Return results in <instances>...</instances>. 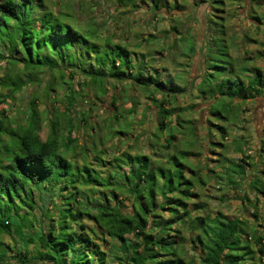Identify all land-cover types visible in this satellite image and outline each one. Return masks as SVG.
<instances>
[{"label":"trees","instance_id":"16d2710c","mask_svg":"<svg viewBox=\"0 0 264 264\" xmlns=\"http://www.w3.org/2000/svg\"><path fill=\"white\" fill-rule=\"evenodd\" d=\"M114 1L119 9L135 6L137 0ZM201 1L210 10L199 47L177 21L171 26L175 37L170 47L137 51L127 40L103 38L94 16L81 22L67 11L53 10L46 0H0V86L6 88L1 98L14 99L25 86L44 83V98L51 99L40 109L42 97L36 91L25 122L14 126L7 124V111H1L0 264H264L256 202L251 219L213 213L207 202L194 198L210 177L233 185L248 180L255 196L264 194V177L246 167L255 164L242 147L244 134L235 133L241 127L242 103L263 96L264 72L249 56L239 61L233 54L237 34L225 23L231 15L212 17L210 0ZM151 2L155 17L174 12L167 7L170 0ZM257 4L264 6V1ZM222 5L218 10L224 13ZM249 14L263 22L264 14ZM179 43L184 55L199 52L202 58L200 74L188 83L165 66V50L169 54ZM76 77L82 91L75 88ZM110 78L126 81L150 100L141 121L152 116L145 129L148 149L101 157L99 145L111 134L122 139L132 133L138 96L129 93L130 108H106L108 116L97 124L90 123L91 115L81 116L93 135L91 146H81L84 160L79 163L69 155L78 146L76 128L64 135L63 122L78 99L85 100L83 92L90 89L95 99L107 95ZM192 89L200 103H209L204 118L201 113L197 120L188 114L196 111V103L178 102ZM109 97L114 104L120 99L115 92ZM44 122L45 139L40 135ZM200 128L207 132L201 135ZM229 142L241 152L239 161L221 153L216 158L221 168L208 167L207 146L216 151ZM89 150L95 154L91 160ZM95 161H108L109 173H100ZM241 198L251 196L246 191Z\"/></svg>","mask_w":264,"mask_h":264},{"label":"rangeland","instance_id":"374dc122","mask_svg":"<svg viewBox=\"0 0 264 264\" xmlns=\"http://www.w3.org/2000/svg\"><path fill=\"white\" fill-rule=\"evenodd\" d=\"M151 1L137 0L135 6L129 5L127 7L116 9L115 7H117V4L114 0H46L53 10L62 9L63 11H67L78 21L82 22L89 17L94 16L103 38L111 37L116 41L127 40L129 47L137 51H144L148 48L149 50L158 49L160 44L170 47L175 37V31H173L174 29H171V26L176 24L177 21L179 28L184 26L189 29V33H191L193 40L197 41L198 47L201 45L206 31V13L210 10L208 9L209 7H207L206 2H202L201 0H170L171 2L167 7L170 12L174 11L171 17H168V11L167 13H161V15L155 17V9L153 8ZM176 1L180 5L177 9ZM263 1L264 0L242 1L244 2L245 7H242V2L237 3V1L234 0H225L223 5L218 2V0H210V4L213 7L212 17L214 15L218 16L219 14H222L223 16L231 15L230 18H225V23L229 26L228 29L231 33L233 32L237 34L236 39L234 40V46L232 47L233 54L239 61H242L249 56V62L257 63L262 67L264 72V17L262 18L263 22H258L249 14L250 11L252 14H264V6L257 4L258 2ZM195 2H199V4L196 6ZM210 4L208 2V6ZM220 5L224 8V13L219 12L218 8H221ZM258 25H260V27H258ZM167 29L172 32L165 34L164 30ZM151 34L160 37V41L155 40V37ZM171 34H173L172 37H170ZM245 36H248V38L251 37V39L247 40L245 39ZM183 50L184 44L182 43H179L174 49H172L173 52H170L169 54H167L169 51V48H167L165 50L166 57L164 58L165 66L174 77L177 78L178 74H181L183 78L182 83H188L191 78L195 79L200 74L202 70V58L200 57L199 52L186 56L183 54ZM157 56L160 57V53H157ZM155 62L158 64L157 66H161L159 64L161 61L156 60ZM2 75L3 69L0 68V76ZM79 78L81 80L83 76H80ZM79 78H75L76 83ZM45 80H47V78H45ZM110 81L109 92L107 95H104L99 99L94 98L95 93L90 89L87 90L88 92H83L86 97L85 100L82 99L83 102H81L82 100L79 98V104H77V107L72 112L71 117H67L65 122H63L62 132L64 135H66V131L71 129V127L76 128L75 132L79 137L78 146L72 149V151L69 152V155H74V159L78 158L79 163L84 160L83 155L81 154V146H91L90 138L93 135L89 123L85 124L81 120V116L83 114H89L92 116L90 117V123L97 124L98 122H101L100 118L108 116L109 113L105 110L106 108H109L111 111H113L115 106H117L119 110L122 108H130L132 101L128 98L129 93H134L138 96L136 106L138 112L135 116V120L131 123V127L133 126L132 133L122 135V139L119 137L120 135L113 136L111 134L105 143L101 146L99 145V148L103 150V153H100L101 157L104 160H108L112 154L116 155L124 152L135 153L140 151L142 147L148 149L146 146V139L148 137L145 129L146 126L152 124V116L150 115V119H144L146 120L143 123L145 126L141 121L143 119V108L150 102V100H148L144 93L138 88H131L126 81H116L113 78H110ZM44 87V83L37 87L34 85H28L19 91L14 99H2L1 93H5L6 88L0 86V115L1 111H7V124L14 126L16 122H25L30 108L31 97L36 91L42 97L41 102H39V108L43 110L47 105H50V97L44 98L45 93L42 90ZM82 87L83 86L80 84L78 85V83L75 84L77 90H80ZM124 89L126 92L123 91ZM66 90H61V92H66ZM114 92L120 96L117 103L118 105L114 104L109 97ZM195 92L196 90H190L184 96H180L178 102L180 104L196 103V111H190L191 113L188 112V114L192 115L194 120H197L202 113L203 108L208 106L209 103H200V97H196L195 94L197 93ZM241 109V127L236 128L235 133L244 134L242 147L245 148L246 153L250 155L248 160L255 164V166L251 165L246 167L252 172V175L257 173L264 177V93L261 97H256L253 100L242 103ZM202 117L204 118V111ZM47 131L48 126L47 123L44 122L40 131V135L43 139H45ZM206 132V129L200 128L201 135H204ZM135 135L139 136L138 140L134 137ZM95 136L96 135L93 137L96 138ZM218 139L219 136L217 137V140ZM198 149L200 150L201 148H196V150ZM87 152V159L91 160L92 156L95 155L94 151L89 150ZM221 153L228 154L230 157L236 158L238 161L241 156V152L234 149L233 143L229 142L226 149L218 148L216 151L211 150L208 145L207 150L204 151L205 156L212 158L206 160L208 167H213L215 170L221 168L220 166L223 163L216 161V158L222 157ZM202 156L200 159L203 158ZM194 161L199 162V157ZM93 164L94 167L99 169L100 173L104 175L109 173L110 167L108 161H95ZM202 164L203 163L200 162V165ZM124 166L126 167V165ZM207 173L210 174L208 171ZM246 191L251 196L250 200L241 198ZM196 192H200V194L195 193V201L198 202V200H202L203 202H207L210 209L213 210V213L221 210L228 217L240 216L252 219L254 212L252 203L256 202L259 207V214L261 215L260 223H258L259 225L257 227L259 231H264V194L258 195L256 193L257 196H255L254 190L249 189L248 180H242L233 185L225 184V181L217 182L214 177H210L206 185L203 188L197 189ZM191 205L193 204L191 203ZM5 239L8 240L9 238L5 236Z\"/></svg>","mask_w":264,"mask_h":264}]
</instances>
